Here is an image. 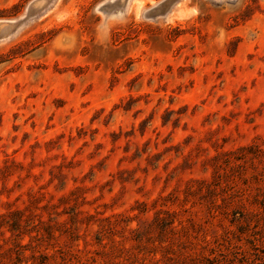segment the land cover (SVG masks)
Masks as SVG:
<instances>
[{
  "label": "rangeland",
  "instance_id": "obj_1",
  "mask_svg": "<svg viewBox=\"0 0 264 264\" xmlns=\"http://www.w3.org/2000/svg\"><path fill=\"white\" fill-rule=\"evenodd\" d=\"M263 249L264 0H0V264Z\"/></svg>",
  "mask_w": 264,
  "mask_h": 264
},
{
  "label": "trees",
  "instance_id": "obj_2",
  "mask_svg": "<svg viewBox=\"0 0 264 264\" xmlns=\"http://www.w3.org/2000/svg\"><path fill=\"white\" fill-rule=\"evenodd\" d=\"M257 241L258 239L250 240L251 246L256 247ZM232 264H264V249L260 250L259 252H257L256 250V252H253L250 255H247L246 253H242L241 257L240 256L234 257V259L232 260Z\"/></svg>",
  "mask_w": 264,
  "mask_h": 264
}]
</instances>
